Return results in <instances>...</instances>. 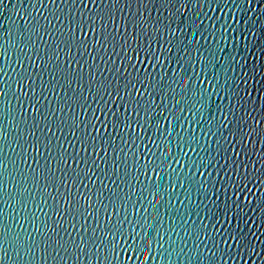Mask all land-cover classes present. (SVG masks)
<instances>
[{
    "label": "water",
    "instance_id": "water-1",
    "mask_svg": "<svg viewBox=\"0 0 264 264\" xmlns=\"http://www.w3.org/2000/svg\"><path fill=\"white\" fill-rule=\"evenodd\" d=\"M124 3L123 12L116 13L117 25L135 19L140 27L133 29L129 23L127 55L118 49L120 55L109 61L112 71L104 77L112 82L110 106L121 118L127 115L133 127L120 129L127 143L115 138L116 151L107 149V165L98 161L108 176L95 169L100 178L92 176L84 182L87 187H80L91 201V215L86 223L78 218L76 230H69L73 237L84 235L86 255L77 261L67 258V264H264V0H131L130 9ZM88 8L96 11L91 3ZM53 13L67 22L61 0L0 2V87L7 80L16 89L23 71L17 56L31 55L36 46L43 54L44 42H51L44 28L61 27ZM22 33L25 39L31 33L35 45L24 47ZM28 63L24 60L26 68ZM12 96L9 91L7 99ZM7 99L0 97V232L8 224V238L19 233L24 239L27 232L36 234L21 218L25 213L18 193L27 187L39 200L31 168L40 170L34 157L44 161L28 146L33 138L18 124L15 99L11 115L5 114ZM48 99L57 105V97ZM24 103L30 125L34 113ZM147 125L155 127L154 134ZM17 126L23 149L14 143ZM117 157L118 168L112 164ZM80 203L87 207V201ZM29 208L35 211L31 201ZM44 211L51 215L47 206ZM36 215L35 227L44 231L40 221L45 216ZM62 223L68 227L67 219ZM230 233L244 234L243 245ZM3 245L15 259L7 240ZM4 264L12 259L5 257ZM34 264H41L38 250Z\"/></svg>",
    "mask_w": 264,
    "mask_h": 264
},
{
    "label": "snow or ice",
    "instance_id": "snow-or-ice-1",
    "mask_svg": "<svg viewBox=\"0 0 264 264\" xmlns=\"http://www.w3.org/2000/svg\"><path fill=\"white\" fill-rule=\"evenodd\" d=\"M51 2L55 3L56 0H51ZM61 3L66 5L67 22L65 23L53 13L54 18L60 21L61 27L53 26L54 30L44 28V35L49 36L51 42H44L43 54L36 46L32 48L31 55L17 56L16 63L23 71L18 74V79L15 80L16 89L13 90L7 80L4 81V86L0 87V97L7 99L9 91L13 92L12 98L7 99L5 114L11 115L12 99H15L19 105L18 114L21 116L18 124L23 123L28 134L33 138L28 142V146L37 154V157H42L44 161L41 164L40 159L34 157V162L40 170L31 168V181L39 193V200L27 187L23 192L18 193L21 197L19 200L20 211L25 213L21 218L33 226L36 235L33 232H27L24 239H21L20 234L15 233L11 238H8L11 226L4 224L3 231L0 232V253H2L0 264H4L5 257L12 259V264H34L37 259V250L41 264H49V258H51L52 264H67V258L74 261L80 259L87 242L83 234L73 237L69 230H76L78 218H83L86 223L87 216L91 215L89 211L91 201L80 191V187L81 185L87 187L84 183L85 180H91L92 176H97L95 169L99 170L100 175L108 176V172L100 168L98 161L107 165L108 162L105 159L108 155L107 149L111 147L113 152L116 151L115 138L119 137L123 143H127L120 136V129L133 127L127 115L121 118L122 114L114 111L110 106L109 100L113 98V94L109 91L108 85L112 82L104 77V72L112 71L108 67V63L113 56L120 55L118 49L127 55L130 47L127 36L129 23L133 29H139V22L135 19H125L122 25H117L116 13L123 12L120 7L121 0H99V2L97 0H87V2L86 0H61ZM88 3L95 5L94 13L91 8H88ZM124 7L130 9L131 0H125ZM84 9H88V12L92 14L85 15ZM137 11L139 10L137 9ZM45 19L47 20V17ZM48 23L51 24V21ZM35 27L33 25V30ZM121 27L123 31H121ZM36 36L39 40L44 41V36L40 33L37 32ZM133 39L138 40V37H133ZM21 42L24 47L35 45L31 33L27 35V39L22 33ZM139 47L140 45L137 43V49ZM20 51L23 53L24 48L22 47ZM137 58H139L138 53ZM36 59L40 60V65L36 64ZM89 59L91 63H88ZM24 60L29 62L27 68L24 65ZM101 63L104 65L103 68ZM86 65L87 71H85ZM2 71L3 69L0 68V72ZM98 76L102 78L98 79ZM86 77L87 83H85ZM241 80L244 78L241 77ZM37 81H39L38 85ZM25 82L28 84L27 88H25ZM244 83L247 81L244 80ZM37 86L40 89L39 94H37ZM49 95L58 98L55 107L48 99ZM116 95L119 96L118 89ZM236 95L238 96V92ZM105 96L108 99H105ZM202 96L203 92H201V98ZM24 101L34 113L30 125L24 116L26 111ZM45 101H47L46 105ZM93 104L95 107H92ZM38 105H43L44 110L42 111ZM90 108L91 115L88 114ZM136 108L139 109V103ZM124 111L127 113L128 109L125 108ZM148 112H151L150 108ZM148 112H145V115H148ZM101 115H103V119H101ZM137 115H139V111H137ZM145 124H139L141 131L146 130ZM147 128H150L153 134L156 131L152 125H147ZM65 129H67V134ZM77 130L80 132L79 135H77ZM16 131L17 136L14 143L23 149V145L20 143L23 133L19 126ZM37 132L40 135H37ZM57 132L60 133L59 136H57ZM68 135L73 138L75 143L68 140ZM193 139L195 138L193 137ZM241 139L243 140V137ZM144 140L148 141V136H145ZM77 144L80 146L79 148L76 147ZM69 147L72 148V151H69ZM101 151L104 153L103 156L100 155ZM120 151H124L123 147ZM21 158L23 159V156ZM117 160L119 157L112 161L116 168L119 167ZM142 160L143 157H140V161ZM122 162L126 163V159ZM2 166L3 162L0 161V167ZM21 175L24 174L21 173ZM97 178L100 177L97 176ZM25 179L27 180V177ZM101 184H103V180H101ZM73 188H75V195ZM98 191H102V189ZM81 199L87 201V207L80 203ZM29 201L35 211L29 208ZM45 206L51 215L44 211ZM29 212L31 216L28 215ZM37 212H41L45 216V219L40 221L44 231L35 227ZM12 219L15 220V217L13 216ZM65 219H67L68 227L62 223ZM85 231L87 230L85 229ZM36 236H39V239ZM230 236L238 244L243 245L244 234L238 236L230 233ZM5 240H7L8 248L11 249L15 259L9 256V251L5 249L3 245ZM84 254L86 255V253ZM25 257L27 259H24Z\"/></svg>",
    "mask_w": 264,
    "mask_h": 264
}]
</instances>
